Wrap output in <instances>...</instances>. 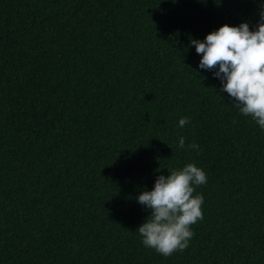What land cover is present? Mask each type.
Returning <instances> with one entry per match:
<instances>
[{
	"label": "trees",
	"instance_id": "obj_1",
	"mask_svg": "<svg viewBox=\"0 0 264 264\" xmlns=\"http://www.w3.org/2000/svg\"><path fill=\"white\" fill-rule=\"evenodd\" d=\"M261 5L0 0V264H264V130L189 43ZM188 163L203 219L165 257L136 198Z\"/></svg>",
	"mask_w": 264,
	"mask_h": 264
},
{
	"label": "clouds",
	"instance_id": "obj_2",
	"mask_svg": "<svg viewBox=\"0 0 264 264\" xmlns=\"http://www.w3.org/2000/svg\"><path fill=\"white\" fill-rule=\"evenodd\" d=\"M190 45L200 55L198 67L213 71L234 106L245 117H251L264 130V5L253 30L247 22L239 26L224 24L208 33L204 39H191ZM190 118L181 117L178 126L183 128ZM185 148V139L178 142ZM199 151V145H187ZM207 182L205 171L194 163L174 168L170 173L158 175L151 191L141 192L137 202L150 209L137 231L142 244L165 257L184 251L194 236L191 226L203 219L202 194L196 187Z\"/></svg>",
	"mask_w": 264,
	"mask_h": 264
}]
</instances>
